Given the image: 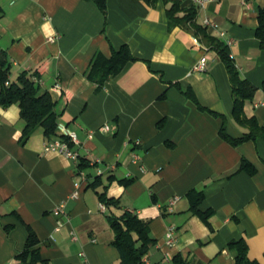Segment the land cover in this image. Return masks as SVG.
<instances>
[{
    "label": "crops",
    "instance_id": "obj_1",
    "mask_svg": "<svg viewBox=\"0 0 264 264\" xmlns=\"http://www.w3.org/2000/svg\"><path fill=\"white\" fill-rule=\"evenodd\" d=\"M182 2L197 7L209 34L230 44L241 76L258 87L245 113L264 125V43L257 36L264 0ZM171 6L107 0L104 12L93 0H0L10 80L27 72L40 93L51 94L59 123L77 135L72 148L91 164L80 169L79 161L46 151L51 140L42 128L22 143L20 106H0V264H27L18 255L29 228L40 241L38 264H122L110 218L126 211L146 221L156 240L147 264H172L178 255L187 264H236L229 243L242 238L250 261L264 264V139L233 146L221 137L224 123L232 137L248 132L233 117L229 73L214 49L170 28ZM123 45L136 60L99 87L88 76L93 57H110ZM204 56L206 70L194 71ZM244 158L256 174L238 171ZM99 170L102 183L94 188ZM127 179L133 181L121 182ZM192 189L204 191L203 211L214 210L209 224L190 209ZM98 192L120 205L106 206ZM62 202L67 215L57 216Z\"/></svg>",
    "mask_w": 264,
    "mask_h": 264
},
{
    "label": "trees",
    "instance_id": "obj_2",
    "mask_svg": "<svg viewBox=\"0 0 264 264\" xmlns=\"http://www.w3.org/2000/svg\"><path fill=\"white\" fill-rule=\"evenodd\" d=\"M102 11L107 9V0H93ZM148 4L154 5L158 0H143ZM166 4L172 3L167 9V17L170 28L180 26L191 32L199 38L208 47L214 49L225 64L229 73L230 81L233 87L234 109L233 117L237 123L246 127V132L242 137H232L226 131L225 123L221 127V137L233 146L257 140L264 139V125L259 124L256 117H248L245 113V104L252 100L258 90V87L248 79L243 78L236 65L235 59L231 56L230 45L208 33L207 28L197 22L198 9L196 6L186 7L182 0H164ZM259 27L257 36L264 43V9L259 11ZM136 58L132 55L127 45L114 50L112 56L106 57L101 52L95 54L91 61L88 72L89 78L97 82L101 87L107 79L118 75L124 67ZM11 65L6 51L0 48V106L6 107L12 104H18L21 109V118L24 121L22 143H25L31 135L39 128L43 129L45 136L50 140L61 138L58 132L59 114L56 110L57 103L53 100L49 92L40 93L38 83L31 74L23 72L17 80H10ZM9 82V84H7ZM200 108L204 109L196 100ZM214 115H220L212 112ZM224 117V116H223ZM225 118V117H224ZM80 169H88L90 161L84 157L79 160ZM239 172H246L249 175L257 173L256 166L247 159H242ZM113 180V176L109 178ZM133 179L121 181L125 185L131 183ZM102 183L101 175L95 177L91 184L97 188ZM99 199L106 206H119L118 199L110 198L107 192H98ZM190 199V209L193 213L199 215L202 220L209 224L210 217L214 214L213 209L203 211L201 205L205 200V193L202 190L192 189L188 192ZM111 226L115 234L114 245L119 249L122 258V264H147L145 256L156 240L150 235V228L146 221L141 219L136 213L131 211L124 212L121 216L110 218ZM39 244L37 235L29 228V236L25 249L18 255V258L27 264H38L39 262ZM229 247L236 251V264H258L250 261L248 258V244L242 238L233 240ZM172 264H187L181 256H175Z\"/></svg>",
    "mask_w": 264,
    "mask_h": 264
},
{
    "label": "built area",
    "instance_id": "obj_3",
    "mask_svg": "<svg viewBox=\"0 0 264 264\" xmlns=\"http://www.w3.org/2000/svg\"><path fill=\"white\" fill-rule=\"evenodd\" d=\"M10 2V4H15L18 0H8ZM205 25L206 26H216L214 22L210 21L209 19L205 20ZM230 45V44H229ZM231 56L233 57V55L231 54ZM206 62H207V57H202L200 59V61L194 65L193 70L196 72H203L206 70ZM7 84H9V82H7ZM55 88H60V84L56 83ZM110 127L109 125H105L104 126V130H109ZM58 132L60 135H62L61 138H56L51 140L50 142H48L45 146V150L46 151H57L60 152L64 155H66L67 157H70L76 161H79L81 158V155L79 154V152L75 151L72 146L75 144H78V138L77 135L74 131L70 130L65 124L63 123H59L58 124ZM137 158V157H136ZM103 171L99 170L98 171V175H102ZM97 175V176H98ZM77 187H79V185H77ZM75 197V194L73 195ZM102 209H105L104 204H102ZM53 213L57 216H66L67 212H66V203L62 202L60 204H58L54 209H53ZM64 227V222L62 220H58L57 221V230H61ZM174 228L170 227L167 231V245L168 246H172L175 242H176V237L174 235ZM73 234V237L76 238V235L74 234V232H71Z\"/></svg>",
    "mask_w": 264,
    "mask_h": 264
}]
</instances>
